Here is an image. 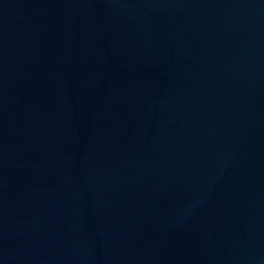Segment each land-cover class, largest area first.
Here are the masks:
<instances>
[{
  "label": "water",
  "instance_id": "95a60500",
  "mask_svg": "<svg viewBox=\"0 0 264 264\" xmlns=\"http://www.w3.org/2000/svg\"><path fill=\"white\" fill-rule=\"evenodd\" d=\"M0 264H264V0H0Z\"/></svg>",
  "mask_w": 264,
  "mask_h": 264
}]
</instances>
